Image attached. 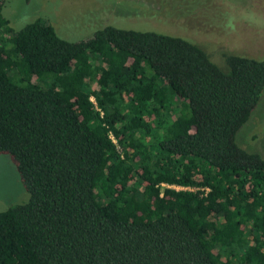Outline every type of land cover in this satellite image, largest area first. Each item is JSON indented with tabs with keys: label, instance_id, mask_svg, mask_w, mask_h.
I'll return each mask as SVG.
<instances>
[{
	"label": "trees",
	"instance_id": "trees-1",
	"mask_svg": "<svg viewBox=\"0 0 264 264\" xmlns=\"http://www.w3.org/2000/svg\"><path fill=\"white\" fill-rule=\"evenodd\" d=\"M4 1L0 152L28 199L0 211V264H264V158L235 141L264 57L219 64L111 25L72 42L39 17L16 30Z\"/></svg>",
	"mask_w": 264,
	"mask_h": 264
},
{
	"label": "rangeland",
	"instance_id": "rangeland-1",
	"mask_svg": "<svg viewBox=\"0 0 264 264\" xmlns=\"http://www.w3.org/2000/svg\"><path fill=\"white\" fill-rule=\"evenodd\" d=\"M2 15L16 30L39 17L72 42L111 25L181 36L219 64L226 52L264 57V0H5ZM235 141L264 158V91ZM27 199L15 162L0 152V211Z\"/></svg>",
	"mask_w": 264,
	"mask_h": 264
},
{
	"label": "built area",
	"instance_id": "built-area-1",
	"mask_svg": "<svg viewBox=\"0 0 264 264\" xmlns=\"http://www.w3.org/2000/svg\"><path fill=\"white\" fill-rule=\"evenodd\" d=\"M169 186L172 187V188H175V189H185V188L192 189L190 187H181V186H175V185H169Z\"/></svg>",
	"mask_w": 264,
	"mask_h": 264
}]
</instances>
